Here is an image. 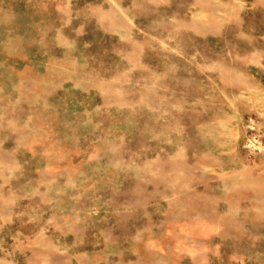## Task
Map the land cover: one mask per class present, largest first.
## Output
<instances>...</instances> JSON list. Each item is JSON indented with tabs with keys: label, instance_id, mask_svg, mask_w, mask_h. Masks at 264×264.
<instances>
[{
	"label": "rangeland",
	"instance_id": "rangeland-1",
	"mask_svg": "<svg viewBox=\"0 0 264 264\" xmlns=\"http://www.w3.org/2000/svg\"><path fill=\"white\" fill-rule=\"evenodd\" d=\"M253 124L264 0H0V264H264Z\"/></svg>",
	"mask_w": 264,
	"mask_h": 264
},
{
	"label": "built area",
	"instance_id": "built-area-1",
	"mask_svg": "<svg viewBox=\"0 0 264 264\" xmlns=\"http://www.w3.org/2000/svg\"><path fill=\"white\" fill-rule=\"evenodd\" d=\"M252 129L253 132L247 138L246 147L264 155V137L262 136V133L258 131L256 125L253 124Z\"/></svg>",
	"mask_w": 264,
	"mask_h": 264
},
{
	"label": "crops",
	"instance_id": "crops-1",
	"mask_svg": "<svg viewBox=\"0 0 264 264\" xmlns=\"http://www.w3.org/2000/svg\"><path fill=\"white\" fill-rule=\"evenodd\" d=\"M15 138H16V135L11 139V142L13 143L12 146H16ZM21 140H22V139L20 138V141H19V142H21ZM19 142H18V145L21 144V143H19ZM64 155H65V157H67V153H65ZM46 173L52 174L51 171H47ZM138 256H139L140 258H144V257H142V255H140V254H139Z\"/></svg>",
	"mask_w": 264,
	"mask_h": 264
}]
</instances>
